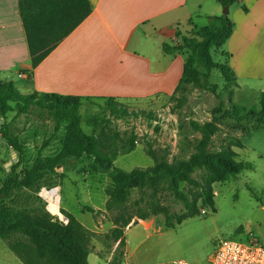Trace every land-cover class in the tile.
<instances>
[{
  "label": "rangeland",
  "instance_id": "obj_1",
  "mask_svg": "<svg viewBox=\"0 0 264 264\" xmlns=\"http://www.w3.org/2000/svg\"><path fill=\"white\" fill-rule=\"evenodd\" d=\"M201 1L199 9L195 0H188L189 11L196 12L190 13L191 19L199 28L208 24L211 6L219 7L217 16H222L225 10L215 0ZM249 2L238 0L230 6L226 16L234 24L233 40L212 53L213 61L220 66L228 64L222 53L234 54L235 78H225L217 68L210 73L209 89L189 83L170 96L117 99V114L104 111L101 117L109 122L101 119L93 129L86 126L84 118L101 112L104 101L82 104L79 129L85 135H95L100 153H116L114 167L129 173L146 171L162 162L170 165L186 162L196 152L201 138L192 123L203 125L212 121L213 109L220 102L224 108L217 117L235 108H260V94L264 90V5L253 7ZM247 9L249 12L245 13ZM179 24L183 33L193 27L190 21ZM245 43L248 46L243 48ZM3 122L22 147V155L8 147L0 135V189L10 174L23 176L38 158L57 155L72 126L65 121L56 130L52 113L38 108H30L27 114L8 112L0 117V129ZM217 126L219 131L211 138L210 152L226 156L232 150L237 161L248 162L253 169L221 180L206 169H197L191 177L198 186L179 185L197 211L194 216H187L188 210L174 198L166 179L119 193L115 191L111 173L92 169L87 159L68 160L55 172L40 174L34 186H18L7 200L0 196L3 201L0 208L33 219L50 218L63 227L76 225L79 229L75 232V242L94 264H124L126 247L125 242L120 245L122 235L127 240L132 264L143 258L150 264L179 259L188 264H208L220 242H246L249 235L264 246V122L225 118ZM209 189L213 194V210L203 195ZM53 191L57 213L52 211V201L47 197ZM153 194L170 215L186 218L178 224L172 222V227H165L164 213L145 221L151 229L137 223L139 208H144ZM118 227H121V239L115 241L113 231ZM54 261L51 255L39 258L26 235L12 232L8 238H0V264Z\"/></svg>",
  "mask_w": 264,
  "mask_h": 264
},
{
  "label": "trees",
  "instance_id": "obj_2",
  "mask_svg": "<svg viewBox=\"0 0 264 264\" xmlns=\"http://www.w3.org/2000/svg\"><path fill=\"white\" fill-rule=\"evenodd\" d=\"M222 8L230 7L238 0H216ZM23 28L26 33L32 68L37 67L65 38H67L92 12V5L88 0H18ZM246 11V8H243ZM189 22V21H188ZM177 26L176 35L180 38V44L170 46L164 44V54L185 57L181 78L173 92L186 84H192L200 89H209L208 79L210 73L219 69L225 78L231 80L233 70L229 65L226 53L227 65L220 66L213 61L212 53L221 50L230 39L234 24L227 16H214L208 18V24L204 27L193 26L188 33H183ZM186 32V31H184ZM222 52V51H221ZM232 78H235L234 76ZM213 88V87H212ZM215 88V87H214ZM172 94V95H173ZM103 100L104 107L101 112L86 116L84 122L89 128H94L102 119L101 113L109 111L111 115L117 114V99L112 97L93 98L67 96L59 94H20L12 83L0 81V117L8 112L27 114L30 108L47 110L52 113L55 129H59L63 122L71 123L67 131V140L62 150L53 157L38 158L30 171H24L23 176L10 174L0 189V196L7 200L12 196L18 186L32 187L40 174L55 172L57 168L64 167L68 160L87 159L92 169H100L111 173L112 183L116 192L129 191L140 185L151 184L166 179L169 182L173 196L188 210V217L197 214L195 207L179 190L181 183L198 186L191 175L197 169L210 171L217 179L235 177L244 170H252L253 166L248 162L237 161V154L228 150L226 156L216 155L209 150L211 138L219 131L217 122L221 119H235L238 122L245 120H261L264 122V90L260 94L259 109H233L221 117L224 103L220 102L213 109L212 121L198 125L192 123L193 128L200 133L201 138L196 146V152L188 161L178 165L158 163L146 171L135 170L129 173L114 167L116 153L102 154L96 149V137L94 134L85 135L79 125L82 121L80 113L82 104L87 102L95 104V100ZM234 112V113H233ZM104 123L109 122L103 118ZM2 140L18 155H22V147L15 137L9 134L6 122L0 129ZM205 202L210 209H214L213 194L209 190L203 191ZM3 201H0V205ZM165 214V227H172L175 222L180 223L186 218L184 215H170L160 206L156 194L148 201L144 208H139L136 218L146 221L153 217ZM79 229L76 225L63 227L50 218L33 219L23 213H10L0 208V238H8L10 233L17 232L29 237L34 245L39 258L50 256L55 259L49 264H88V254L80 249L75 242V232ZM121 227L114 229L115 241L121 239ZM124 245L123 238L120 245Z\"/></svg>",
  "mask_w": 264,
  "mask_h": 264
},
{
  "label": "crops",
  "instance_id": "obj_3",
  "mask_svg": "<svg viewBox=\"0 0 264 264\" xmlns=\"http://www.w3.org/2000/svg\"><path fill=\"white\" fill-rule=\"evenodd\" d=\"M88 1L91 14L32 68L18 0H0V81L12 83L23 95L54 93L118 100L172 95L185 57L166 55L162 47L180 44L175 34L180 21L196 26L190 14L196 12L189 11L188 0ZM195 1L200 9L202 1ZM244 1H250L253 7L264 5V0ZM209 9V17L217 16L219 7ZM233 37L234 32L229 40ZM247 46L245 43L243 48ZM229 52V65L234 69L235 56ZM137 223L151 229L145 221ZM122 237L126 247L124 264H132L127 240ZM87 262L95 263L88 257ZM138 262L150 264L145 258Z\"/></svg>",
  "mask_w": 264,
  "mask_h": 264
},
{
  "label": "built area",
  "instance_id": "obj_4",
  "mask_svg": "<svg viewBox=\"0 0 264 264\" xmlns=\"http://www.w3.org/2000/svg\"><path fill=\"white\" fill-rule=\"evenodd\" d=\"M152 264H188L183 259ZM208 264H264V246L253 235L246 242L224 240L218 244Z\"/></svg>",
  "mask_w": 264,
  "mask_h": 264
},
{
  "label": "bare ground",
  "instance_id": "obj_5",
  "mask_svg": "<svg viewBox=\"0 0 264 264\" xmlns=\"http://www.w3.org/2000/svg\"><path fill=\"white\" fill-rule=\"evenodd\" d=\"M47 197L50 201H52L55 197V192L53 191L52 193L47 194ZM51 209L54 213H57V201H52Z\"/></svg>",
  "mask_w": 264,
  "mask_h": 264
},
{
  "label": "water",
  "instance_id": "obj_6",
  "mask_svg": "<svg viewBox=\"0 0 264 264\" xmlns=\"http://www.w3.org/2000/svg\"><path fill=\"white\" fill-rule=\"evenodd\" d=\"M228 9H229L228 7L225 8L224 13H223L224 16H226L228 14V12H229Z\"/></svg>",
  "mask_w": 264,
  "mask_h": 264
}]
</instances>
